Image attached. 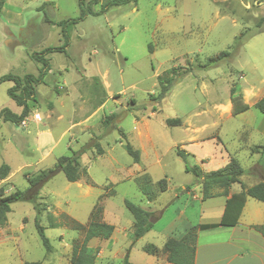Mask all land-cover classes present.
Masks as SVG:
<instances>
[{"label": "rangeland", "instance_id": "374dc122", "mask_svg": "<svg viewBox=\"0 0 264 264\" xmlns=\"http://www.w3.org/2000/svg\"><path fill=\"white\" fill-rule=\"evenodd\" d=\"M50 1L37 10L43 0H6L5 7H11L12 15L23 9L19 11L18 25L11 28L15 44L8 43L12 36L0 27V75H36L40 64L31 59L30 54L62 43L57 22L79 15L78 0ZM103 1L93 5V9H99ZM1 19H5L3 13ZM4 23L7 24L6 20ZM21 27L25 29L20 31ZM69 35L67 54L52 52L46 56L50 71L45 80L61 84L63 77L69 83L82 78L79 80L82 96L89 101L81 110L76 99L72 106L74 120L81 119L82 112L91 111L106 96L108 100L88 123L68 132L44 162L45 166L51 164L44 169H51V173L49 181L38 192V212L32 203H11L8 222L0 227V232H19L23 235V247H20V254L13 244L0 249V264L41 260L46 251L34 225L35 217H39L42 226H49V215L63 222L61 214L65 213L86 225L90 210L102 192L107 196L101 201L106 221L115 225V232L132 229L133 217L124 205L126 199L141 207L149 206V209H158L162 203L170 201L174 192L181 193V199L187 200L186 189L178 187L190 185V189L193 188L195 177L185 172L184 161L176 155V148L188 137L184 127L202 126L203 137L221 139L220 143L244 168L245 182L258 157L250 153L249 146L264 143L261 135L263 113L250 107L233 115L227 107L231 88L242 100L243 87L254 85L257 90L264 91V0H137L111 6L96 16L88 15L71 28ZM223 51L229 55L209 64V58ZM165 77H169L173 85L163 99L157 100L159 82ZM9 84L8 81L0 84V105L11 100L7 94ZM67 87L71 88V84ZM74 94L73 91L72 98L77 96ZM51 97L48 94L44 99L47 101ZM167 118H179L181 125L168 126L165 124ZM66 125L67 122L53 125V129L58 132ZM6 126L8 123L0 126L3 134L0 133V164L9 162L15 169L22 161H35L38 153L20 150L22 146L10 138ZM69 140L70 148L66 146ZM26 142L29 148L34 147L32 135L26 137ZM96 143L103 149L100 154ZM126 143L140 150L138 163L126 152ZM83 146L87 149L78 160L86 169L88 180L87 176H82L75 183L67 181L53 161ZM202 150L211 156L225 152L215 142L206 143ZM189 163L196 164L192 158ZM213 166L209 163L203 169L214 170ZM41 170L31 167L17 173L11 181V191L26 190L28 179ZM144 174L152 182L165 177L169 191L148 203L135 183L136 178ZM86 184L90 185L87 194ZM39 194L44 201L39 200ZM167 214L154 221L155 228L165 224ZM82 232L67 226L45 228V235L53 247L51 254L59 255V261L52 258V264H67L63 256L71 253L72 242L79 241ZM225 251L218 248L215 238L214 242L199 247L198 257L220 260ZM106 259L96 264H120V259L113 254L112 259ZM233 264L242 263L235 260Z\"/></svg>", "mask_w": 264, "mask_h": 264}, {"label": "crops", "instance_id": "0c3cea01", "mask_svg": "<svg viewBox=\"0 0 264 264\" xmlns=\"http://www.w3.org/2000/svg\"><path fill=\"white\" fill-rule=\"evenodd\" d=\"M49 3H51L50 0H43L42 5L38 6L37 10H40L43 4H45L46 6ZM5 4L6 0L4 1L0 12L3 13L5 17L3 21L5 22L6 20L7 24L4 23L1 19L0 27L3 26L8 31L9 35L12 36V38L8 39V43L15 44L16 40H14L15 37L13 33H11V28L12 25H18L20 21L19 15H21L19 11H21L23 8L16 12V15H12L11 12L13 11L11 10V7H5ZM20 29V31H22L25 28L21 27ZM59 35L60 40V32ZM64 53H68V48H66V51ZM80 79L82 78L72 80L69 83L67 79L63 77L61 84H59L58 82L49 83L44 78L43 82L34 85L36 100L28 102L30 112L29 115L25 118L24 125H21V123L15 124L10 121H3L2 118H0V126L2 123H8V126H6V128L10 133V138L15 139V141L20 143V146H22L20 150L26 152H28L29 150L36 151L38 153V158L35 161H22L16 166L15 169H13L12 164L9 162L2 163L7 165L9 168L7 175L4 178L0 179V187L4 188V194L12 192L10 184L12 183L11 181L14 179L17 173L31 167H33L34 170L50 167L51 164L45 166L43 165L44 162L52 155L55 147L60 141L63 140L68 132H70L75 127H80L83 123H88V121L95 113H98L99 110L104 108L108 100V96H106L105 100L101 103H97L92 109L93 111L91 110L87 113L82 112L80 115L82 116L81 119H72V115L75 113V110L72 109V106H75L74 102L76 101V99L81 104V106H79L81 110L85 107L84 104H87V102L89 101L88 97L82 96L83 93L82 87L80 86L79 82ZM8 82L10 83L8 88H10L13 85V82ZM69 84H71V88L67 87ZM102 87L103 89H105L104 85ZM257 89L258 88H256L254 85H250L249 87H243L241 90L243 93V102L248 104L249 108L253 107V104L262 95H264V91H260ZM73 91L75 93L74 97L75 95H77L75 98H72ZM48 94L52 97L50 100L46 101L44 97H46ZM10 99L11 100L8 101L6 105H0V111L3 108H8L11 112L19 114L22 110V107L17 105L12 98ZM227 107L230 110L232 109L231 100L227 104ZM63 122H67V125L60 129L58 132H55L53 129V125H58ZM185 123L186 122H183L184 125ZM184 129L188 137L185 143H180V149H183L187 153H190L193 161L203 172H207L208 170L210 171V169H203L204 166L208 165L209 163L214 164L211 169L220 168L224 166L231 157H234L231 156V154L227 151L223 144L220 143L221 139H219L218 141V139H216L215 137H203L204 132L202 126L194 128L184 127ZM29 134L34 137V147L32 148H29V146L25 144L26 137H28ZM261 135L262 139L264 140V129L261 130ZM1 136H3L2 133ZM208 142H215L216 144L219 143L225 149V152L220 151L219 154H212L211 156V154L206 153L202 150L203 145ZM69 144L70 140L69 143L66 144L68 148H70ZM263 144L249 146L250 153L256 154L258 155V157L256 163H254L251 167V169H254L250 171V178L247 179L248 183L243 179V175L240 176V180L245 188L258 183L261 180H264V153H261L263 152V150L260 147ZM16 152L17 150L15 149L14 153ZM207 156H209V158ZM57 158L54 159L53 163H55ZM234 158L237 159L236 157ZM2 164H0V166ZM42 165L43 167L39 168ZM47 181H49V179ZM89 186V184H86L85 194L89 193ZM79 187H82V185H79ZM185 187L186 185H183L181 187H178V189H185ZM41 189L42 187L39 191H41ZM166 191H169L168 183L167 189L164 192ZM219 191H221V189H219ZM240 191L241 184L234 183L228 188L227 194H221L202 199L200 186L196 184L193 188L185 192L189 197L187 200L181 199V193L179 194L177 192H174L170 197L171 200L162 203V205H160L158 209L156 207H152L149 209V206L143 207L144 209L148 208L147 210L149 211L157 213L159 212V217L157 220L162 219L168 213L165 224L161 228H155V224H153V226L144 235H142L138 239H134L133 229H130L129 232H115L116 227L114 225V231L109 238L102 239L99 237H92L87 242V248L91 251H97L94 264H96L103 258H107L106 260H108V258L112 259V254L114 257L120 259L121 264V261L126 252H128L129 261L134 264H173L167 261V254L163 251L164 242L169 237L179 239L192 226H198L195 243L194 264H233V261L235 260L241 261L242 264H264L263 202L250 196H246L237 223L233 226L219 224L226 200L232 194L238 193ZM160 194L155 200L148 201V203L156 201ZM101 195H103L102 200L107 197L105 196V192L98 194V197ZM39 198V200L44 199L43 195L41 194H39ZM101 220L107 222L104 204H102ZM6 221L8 222V220ZM1 226L2 225H0V227ZM47 227L49 226H44V232L45 228ZM252 237H254V239ZM215 238L217 240L218 248L223 251L226 250L223 253V257L220 259L221 261L219 259L215 260L214 258L205 257V259H201L200 257H198L199 247L203 244H210V242H214ZM233 240L239 244H233ZM141 241H143L142 244L140 243ZM22 243L23 235H21L19 232H0V249L7 248L9 245L13 244L18 249V252L20 254V247H23ZM211 245H214V243ZM151 248H155V251H151ZM112 250L114 251L111 254ZM51 253L52 252L45 253L41 260L31 262H40V264H52V258L54 259V261L55 258H57V261L55 262H58L59 255L56 256ZM66 254L68 255L69 253ZM63 257L66 258L67 264H70V254ZM25 262L29 261L21 260L19 264H25Z\"/></svg>", "mask_w": 264, "mask_h": 264}, {"label": "trees", "instance_id": "16d2710c", "mask_svg": "<svg viewBox=\"0 0 264 264\" xmlns=\"http://www.w3.org/2000/svg\"><path fill=\"white\" fill-rule=\"evenodd\" d=\"M4 1L5 0H0V11ZM136 1L137 0H104L99 9H93V5L100 3L101 0H78L79 15L74 18L57 22V25L61 28L60 33L62 43L58 46L45 47L40 51L32 52L30 54L31 59L40 64L39 71L36 75L30 73H26L22 76L11 73L0 75V84L4 81L13 82V85L7 90V94L16 102L17 105L22 107L19 114L11 112L8 108H3L0 111V118H2L3 121H10L15 124H19L29 115L30 108L28 102L36 100L34 85L43 82L44 77L50 70V62L46 56L52 52L66 51L70 40L69 32L76 23L85 19L88 15L96 16L102 14L111 6L123 5ZM226 55H229V53L223 51L217 56L209 58V64L217 62L221 59V57ZM172 85L173 81L169 77L163 78L159 82V91L155 99H163ZM230 100L232 104L231 113L233 115L244 112L249 108V105L243 102L242 96L236 94L234 88L230 89ZM253 107L264 114V95H262L253 104ZM165 124L168 126H179L181 125V120L179 118H167L165 120ZM86 147L87 146H83L80 150L73 151L71 155H63L57 158L56 165L61 169L67 181L75 182L81 179L82 176H87L88 180L87 171L80 165L78 160L79 155L87 149ZM260 147L264 151V144ZM95 148L97 153L100 154L103 152V149L98 143L95 144ZM124 148L131 156L134 163H138L140 161L139 149H135L130 143H126ZM176 155L184 161L185 172H190L194 175L195 181L193 182V185L197 184L200 186L202 199L221 194L225 195L228 193V188L232 184H241V191L232 194L226 200L219 224L233 226L237 223L246 196H250L264 203V180L245 188L240 180V176L244 174L245 170L240 165L239 161L234 157H231L229 161L220 168L203 172L197 164L189 163V158H191L190 153H187L183 149L176 148ZM253 169L254 168L250 169V171ZM8 170L9 168L7 165L2 164L0 166V179L7 175ZM50 173L51 169H42L39 171V173L28 179L29 185L24 191L16 189L8 194H4V188L0 187V225H3L6 222V215L10 211V204L13 202L27 201L32 203L36 212H38L36 204L38 192L40 187L50 178ZM135 183L138 190L147 201L155 200L160 193L167 189V180L165 177L152 182L150 177L144 174L141 178H136ZM185 189L188 191L190 189V185H187ZM219 189H221V191H219ZM102 198L103 195L99 196L96 203L91 208L86 225L79 223L65 213L61 214V217L64 218L63 222L54 220L52 215L48 216V225L51 228L67 226L73 230L83 231L81 239L79 241L72 242L69 257L70 264H94L97 251L89 250L87 248V242L92 237L107 239L114 231L113 224L101 220ZM124 205L133 217L132 229L134 239H138L144 235L153 226L154 221H156L159 217V212L157 213L144 209L128 199L124 200ZM34 225L46 253L51 252L53 247L49 238L45 235L44 226L40 224L38 216L34 219ZM197 229L198 226H192L181 238L176 239L169 237L166 239L163 245V251L167 254V261L173 264H194ZM151 251H155V248H151ZM25 264H40V262H25ZM121 264H134L129 261L128 252L124 255Z\"/></svg>", "mask_w": 264, "mask_h": 264}, {"label": "built area", "instance_id": "2783aa9c", "mask_svg": "<svg viewBox=\"0 0 264 264\" xmlns=\"http://www.w3.org/2000/svg\"><path fill=\"white\" fill-rule=\"evenodd\" d=\"M20 123H21V125H24V124H25V121H24V120H22Z\"/></svg>", "mask_w": 264, "mask_h": 264}, {"label": "water", "instance_id": "95a60500", "mask_svg": "<svg viewBox=\"0 0 264 264\" xmlns=\"http://www.w3.org/2000/svg\"><path fill=\"white\" fill-rule=\"evenodd\" d=\"M184 191H182V193H183Z\"/></svg>", "mask_w": 264, "mask_h": 264}]
</instances>
